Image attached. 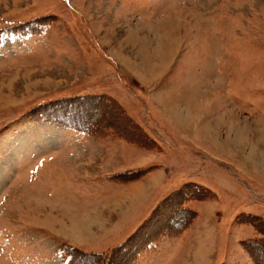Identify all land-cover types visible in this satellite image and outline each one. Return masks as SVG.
Returning a JSON list of instances; mask_svg holds the SVG:
<instances>
[{"label": "rangeland", "instance_id": "rangeland-1", "mask_svg": "<svg viewBox=\"0 0 264 264\" xmlns=\"http://www.w3.org/2000/svg\"><path fill=\"white\" fill-rule=\"evenodd\" d=\"M0 264H264V0H0Z\"/></svg>", "mask_w": 264, "mask_h": 264}]
</instances>
